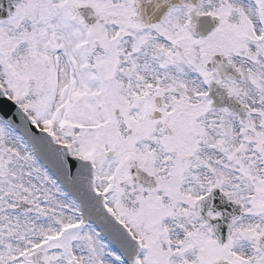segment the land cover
Masks as SVG:
<instances>
[{"label":"snow or ice","instance_id":"6c2138e0","mask_svg":"<svg viewBox=\"0 0 264 264\" xmlns=\"http://www.w3.org/2000/svg\"><path fill=\"white\" fill-rule=\"evenodd\" d=\"M0 264H264V0H0Z\"/></svg>","mask_w":264,"mask_h":264}]
</instances>
